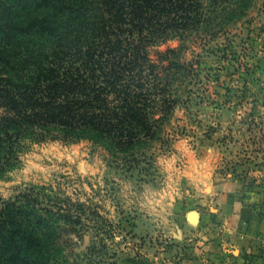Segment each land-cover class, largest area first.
<instances>
[{"label": "trees", "instance_id": "trees-1", "mask_svg": "<svg viewBox=\"0 0 264 264\" xmlns=\"http://www.w3.org/2000/svg\"><path fill=\"white\" fill-rule=\"evenodd\" d=\"M221 2L0 0V176L31 142L89 139L127 150L154 138L178 102L175 82L195 72L178 48L159 47L198 31ZM219 57L239 61L240 83L255 73ZM47 189L0 197V264H65L72 240L62 233H79L83 215L48 202Z\"/></svg>", "mask_w": 264, "mask_h": 264}, {"label": "rangeland", "instance_id": "rangeland-1", "mask_svg": "<svg viewBox=\"0 0 264 264\" xmlns=\"http://www.w3.org/2000/svg\"><path fill=\"white\" fill-rule=\"evenodd\" d=\"M220 1L210 22L159 47L178 48L195 72L175 82L178 102L154 138L127 150L89 139L31 142L0 176L4 199L45 185L48 202L82 213L79 233H62L72 240L65 264H152L159 246L170 247L171 224L190 209L211 214L210 202L198 209L190 201L221 178L242 179L264 210V0ZM218 46L227 50L217 56ZM224 54L254 75L240 83L243 66Z\"/></svg>", "mask_w": 264, "mask_h": 264}, {"label": "crops", "instance_id": "crops-1", "mask_svg": "<svg viewBox=\"0 0 264 264\" xmlns=\"http://www.w3.org/2000/svg\"><path fill=\"white\" fill-rule=\"evenodd\" d=\"M257 200L242 179L214 182L208 194L190 201L198 209L210 202L211 214L190 209L171 224L165 241L170 247L159 246L152 264H264V210Z\"/></svg>", "mask_w": 264, "mask_h": 264}, {"label": "water", "instance_id": "water-1", "mask_svg": "<svg viewBox=\"0 0 264 264\" xmlns=\"http://www.w3.org/2000/svg\"><path fill=\"white\" fill-rule=\"evenodd\" d=\"M194 220H195L196 222H199V220H200L199 215H196V216L194 217Z\"/></svg>", "mask_w": 264, "mask_h": 264}]
</instances>
